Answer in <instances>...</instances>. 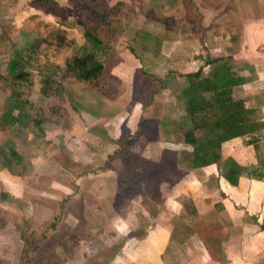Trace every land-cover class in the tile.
<instances>
[{
	"label": "crops",
	"instance_id": "0c3cea01",
	"mask_svg": "<svg viewBox=\"0 0 264 264\" xmlns=\"http://www.w3.org/2000/svg\"><path fill=\"white\" fill-rule=\"evenodd\" d=\"M3 1L0 0V14L12 21L8 25L4 23L1 25L11 26L21 35L26 33L22 31L24 21L42 12L31 13L32 8L26 6V10L20 8V14L24 11V15L19 16L13 4L9 5ZM191 1L200 18L197 34L193 33L190 25H188L190 30L183 33L182 38L175 26L173 27L177 34L173 27H161L162 29L157 28L159 31H156V34L152 33L156 41L145 58L136 56L134 52L132 55L128 48H123L116 54L118 61L109 67L111 69L109 75L119 80L121 86L129 88V92L117 96V99L116 96L114 99L106 94H98V96L102 105L110 103L113 99V103L117 102L122 109H126L129 105L134 109V115L131 113L124 120V116L120 114V119H115L119 123L118 133L115 136L108 128L111 118L99 114L95 111L96 107L92 110L76 105L73 93L69 97H64L66 105H48L49 99L54 97L48 98L42 94L40 83L36 88L38 82L35 77L32 80L34 84L30 85V92L21 94L22 100L32 105V108L26 107L21 112L22 119L13 122L12 118L18 111L16 109L9 111V107L4 106L8 103L9 94L0 89L1 103H3H0V133L7 132L0 138V203H11V201L27 203L26 190L31 189L33 179L44 178L43 172L50 155L48 156L46 150L34 154L31 149L32 156L25 157L24 151L35 139L38 141L43 139L45 145L49 129L55 134L52 139L54 142L57 135L63 134L73 141L75 139L95 141L98 137V141H106V144L102 143L98 152L95 149L89 152L96 154L100 160L98 162L107 164L108 158L112 159V155H119L120 146L116 140L127 138L133 144L136 139L140 140V137L147 139L140 129L141 122L146 120L144 114L149 115L150 108H153L159 97L156 96L157 93L165 92L168 83L175 80L173 84H184L182 78H176V73L180 76L194 73L200 66L203 67L207 59L224 58L229 62L233 73L243 80L240 86L232 88L231 97L242 102L249 112L250 121L256 125L250 135L223 142L220 146V160L231 158L241 166L253 165L257 159L264 160V0ZM223 18L231 20L234 33L233 31L225 33L223 29L212 26L215 20ZM41 19L40 17L39 20ZM21 51L20 47L19 53ZM151 51L152 54L149 55ZM147 56H150L149 61H145ZM2 58H4L2 61L7 58L12 61L16 56L11 58L5 55ZM160 58L164 63L166 62V68H162L164 64ZM9 59L6 60V67L10 62ZM2 61L0 59V63ZM146 63L150 67H157L158 70L154 73L150 70L146 72L157 79L161 78L162 88L160 92L149 96L152 101L141 104L137 100H132L131 92L134 87L131 80L133 76L145 71ZM37 78L40 79V76ZM177 87L179 86L176 85ZM168 92L171 94L170 91ZM172 93L173 96L169 95V97L178 100L175 89ZM61 99L60 97L59 100ZM171 104V100H167L164 106L159 107L153 128V139L141 142L138 147L142 146L144 150L150 146L161 147L158 156L169 152H174L176 156L180 151L190 150L173 138L175 120L183 115V111L177 115ZM115 117L116 115L112 119ZM62 118L65 123L61 121ZM124 130L130 132L122 135ZM96 132L102 133L99 136L94 134ZM130 145H127L129 150L135 152ZM11 151L14 153L12 157L9 155ZM135 153L144 160L153 161L144 153ZM52 154L50 157L52 162L59 164V161H63L61 160L63 157L59 159L60 157ZM161 159L164 157L160 156L158 160ZM91 161L86 152L84 159L77 156L69 165L76 164L84 168L89 167L88 163ZM6 164L9 166L6 167ZM24 164L29 170L31 169L29 174L15 170L16 167L23 168ZM105 167L103 170L94 169L90 174H72L69 184V187H72L69 189L72 197L76 196V191L79 192L77 187L85 190L82 188V180L86 182L96 180L98 188L105 185L104 182L110 184L111 199L109 200L113 201V198L118 196L117 177L111 167ZM177 168L180 175L176 180L160 182L162 207L157 209L152 217V223L139 237L125 238L121 252L115 254L109 264H130V262L133 264H264V179L255 181L241 177L236 186H231L219 175L215 164L194 169H186L184 164H177ZM65 187L68 189V186L63 185V188ZM1 210L6 209L0 206ZM226 212L229 214V216L225 215L229 220L228 231L223 238H219L211 230L216 229L212 223L217 216L224 217ZM212 243L220 245L216 257H213L209 251Z\"/></svg>",
	"mask_w": 264,
	"mask_h": 264
},
{
	"label": "rangeland",
	"instance_id": "374dc122",
	"mask_svg": "<svg viewBox=\"0 0 264 264\" xmlns=\"http://www.w3.org/2000/svg\"><path fill=\"white\" fill-rule=\"evenodd\" d=\"M33 1L36 0H4L3 2L9 5L13 4L16 12L21 16L24 15V11L20 14V8H25L24 10H26V6L32 8L31 4ZM55 1L59 7H52V15H46L40 10L32 8L31 13H39L40 11L41 14L39 13L38 16L32 15L24 21V28L22 29L23 33L26 32L24 35L18 34L17 30H15L11 37L0 46V59L2 61L4 59L2 56L5 55L14 58V55L17 56V53H19L20 47L23 49L24 45L39 41L36 54L31 56L30 62L25 65L23 71L27 75H31V80L34 77L37 79H35L38 82L36 88H38L40 83V87L45 88L46 93L58 92L60 95L62 94L60 96L61 100L48 97L50 98L48 105H66L67 102H64V97H69L73 93L76 105L92 110L96 107L97 110L95 111L99 114L111 118L108 128L110 129L109 131H112L111 134L115 136L118 133L119 125L115 119L119 120L122 115L125 120L129 114L132 113L134 115V109L129 107V105H127L126 109H122L117 102L113 103L115 98L117 99L121 94L129 92V88L124 85L121 86L119 80L109 75L111 71L109 67L115 65L116 61H118L116 54L123 48H128L129 52L131 50L136 56L142 59L145 58L146 54L151 50L152 44L156 41L152 33L156 34V31H159L158 29L161 27L171 28L175 26L179 31V36L182 38L183 33L190 30L188 27L190 25L193 33L197 34L198 24L195 13L191 9L188 0ZM40 17L42 18L41 20H39ZM153 17H158L159 19ZM223 19L215 20L212 26L223 29L225 33H230L231 31L234 33V25H231V20ZM11 21L12 19L3 17L0 14V25L1 23L8 25ZM77 21H81V25ZM83 26L88 27L93 34L100 35L99 37L104 39V43L109 46L107 55L104 58H100L102 61L105 60L104 71L95 83L85 84L65 80L57 84V81H60L59 77L63 70L64 61L74 55L81 54L84 47L89 48L82 36L84 32ZM174 32L176 33L175 29ZM170 37L168 36V38ZM151 54L152 51L149 55ZM149 59L150 56H147L145 61H149ZM160 59L164 64L162 68H166V62L164 63V60ZM6 60L0 63V75L3 76L6 74ZM162 62L159 63L162 64ZM205 63L203 67L200 66L198 69H202L203 74L208 71V66ZM144 66L145 71L143 73L147 75L151 74L146 71L150 70L152 71L151 73H154L158 70L157 67L148 66V63ZM47 70L48 72H46ZM52 72L55 73L54 77H50L54 75L50 74ZM39 76L40 79L37 78ZM177 76L179 77V74L176 73V78H178ZM133 77L131 80L134 87L131 92L132 100L147 104L149 96L153 92H160L158 81L147 79L142 73ZM172 78L174 80V77ZM174 81L167 84L165 92L157 93L156 96L159 97L153 108H150L149 115L143 113L146 120L140 121V129H142L143 135L149 140L153 139L156 113L159 107L164 106L167 100H171V105L177 111V115L183 111V102L169 97V95L173 96V89L178 93L181 89L180 86H182L173 84L175 83ZM6 85L7 83H4V86ZM176 85L179 87L176 88ZM31 86L27 85L26 82H21L17 85L16 90L21 94L28 93L31 90ZM100 87H104L102 89L109 93L112 98L116 96L113 101L111 100L110 103L102 105L100 102L101 98L98 96L100 93L98 88ZM1 99L0 97V103L2 102ZM4 106L8 107V103ZM115 115L116 117L112 119ZM61 121L65 123L63 118ZM49 130L46 134V144L43 145V139L41 141L35 139L25 149L24 155L25 157L32 156V153H30L31 149L34 154L37 151L46 150L48 156L50 155L51 157V154L54 153L56 157H60L59 159L63 157L61 159L63 161H59V164H57L55 161L52 162L50 157L47 159L46 168L43 172L44 178L33 179L31 189L26 190L28 197L25 198V201L27 203L21 201L0 203L1 208L6 209L0 211V264H109L112 257L121 252L125 238L139 237L140 234H143L145 228L152 223V217L157 212V209L162 207L163 199L161 200L159 191L160 180L169 177L170 164L173 161V156L171 155L174 152H169L170 156L168 153L160 154L162 158L164 157L163 160L166 165L164 166L163 164L161 166L163 173L158 174L153 170L152 166L155 164L153 161H159L158 150L161 147L150 146L145 148V150L142 149V146L138 147L141 142L147 140L143 137H140V140L136 139L133 144L127 141L124 145L126 150H129L127 145L131 144V149L135 152L144 153V155L153 160L143 164V168L146 169L141 171L135 169L130 174H127L124 170V164H122L123 160L125 161L127 158L126 155H112V159H108L107 164H102V161L98 162L100 160H98L95 153L89 152L94 149L98 152L102 143L106 144V141H98L99 137L95 141H78L77 139L73 141L67 139L65 137L66 134H63L57 135L54 142L52 139L55 134L52 129ZM129 132L124 130L122 135ZM175 132L177 137H180L184 129L176 127ZM3 133H0V138L7 134L5 131ZM100 133L102 132L94 134L99 135ZM103 135L105 134L103 133ZM101 138L105 139L104 136H101ZM96 142L100 144L98 145ZM96 146H99V148H96ZM86 152L92 159L88 163L89 165L87 164L89 167L83 168L76 164L69 165L77 156L80 159H84ZM105 166L111 167L116 177L124 173L127 175L124 184L121 186L123 188L120 194L113 198V201L109 200L111 199L110 184L104 182L105 185L98 188L96 180L87 182L82 180V188L85 190L77 187L79 192L76 191V196L72 197L69 190L72 188L69 187L72 174H90L94 172V169L103 170V168H106ZM15 170L22 174H29L28 172L31 169L29 170L24 164L23 168L16 167ZM164 171H167L168 177L164 176ZM171 181V177H169L166 183ZM92 183L94 184L90 186ZM63 185L68 186V189L66 187L63 188ZM59 210H61V213ZM225 215L229 216L226 212L224 217L217 216L212 223L216 226V229L211 230L219 238H223L225 232L228 231L229 220ZM55 216L59 218L58 221L56 220L57 227L50 230L44 224L49 223ZM208 223L211 224L210 221ZM20 235L24 236L27 245L32 244V247L29 248L26 262H24L23 257L21 258L22 241L20 240ZM214 244L210 245L209 251L213 257H216V251L220 245ZM127 262L129 263V260ZM130 264L133 263L130 262Z\"/></svg>",
	"mask_w": 264,
	"mask_h": 264
},
{
	"label": "trees",
	"instance_id": "16d2710c",
	"mask_svg": "<svg viewBox=\"0 0 264 264\" xmlns=\"http://www.w3.org/2000/svg\"><path fill=\"white\" fill-rule=\"evenodd\" d=\"M188 1L190 2L191 9L195 13L194 15L196 16L198 24L200 20L199 15L192 1ZM31 6L46 15H52V7H59L55 0H36L32 2ZM77 23L81 25L82 22L77 21ZM82 29L84 31L82 36L89 45V48L84 47L81 54L74 55L64 61L63 70L59 77L60 81H57V84L65 80L85 84L95 83L104 71L105 60L102 61L100 58H104L107 55L109 46L104 43V39L99 37L100 35L93 34L88 27L83 26ZM14 31L15 29L11 26L0 25V46L11 37ZM38 43L39 41H34L24 45L20 54L17 53L16 59L8 63L6 67L7 75L5 74V77L0 75V89L9 94L7 99L8 109L9 111L12 109L18 111L17 115L12 118L13 122L22 119L21 112L26 107L32 108V105L22 100L21 93L16 88L21 82H26L29 86L32 84L31 75H27L23 69L30 62L31 56L36 54ZM130 53L132 54L131 50ZM205 65L208 66L206 74H203L200 69L194 73L183 76L179 75L178 77L182 78L184 82L183 85L181 84V89L177 95L178 100L183 102V115L175 120V126L184 129V132L180 137H177L175 131L172 133L176 142L182 143L184 147H188L190 150L180 151L176 156H174L175 153L171 155L173 156V161L170 164L169 177H171V180H176L179 177L180 171L177 168V164H184L186 169L215 164L219 175L231 186H236L241 177L262 181L264 179V160L257 159L255 164L248 166H241L231 158L220 160V146L223 142L236 137L250 135L256 128V125L250 121L249 112L244 108L242 102L233 100L231 97L232 88L240 86L243 80L233 73L229 62L224 58L208 59ZM50 74H54L50 77L55 76L53 72ZM142 75L152 81H158L160 84L159 89L162 88V81L160 79L143 72ZM47 76L49 77V75ZM4 83H7V85L4 86ZM102 88L104 87L98 88L99 94L110 96ZM40 92L47 97H54V99L58 100L61 96L58 92L46 93L45 88H40ZM149 101L152 100L149 99ZM127 141V138L116 140L120 146L118 151L119 155L122 156L123 154V156L126 155L127 157L122 163L124 164L125 172L130 174L135 169L140 171L146 169L143 168V164L149 161L142 159L131 150H126L124 145ZM9 155L12 157L14 153L11 151ZM164 162L163 159L156 162L152 166L153 170L158 174H162L161 166L163 164L164 166L166 165ZM8 166L6 164V167ZM164 176L168 177L167 171H164ZM126 177L127 175L125 173L117 176L118 194H120L123 188L121 186L124 184ZM168 178L160 180V182L167 181ZM59 211L61 213V210ZM58 219L55 216L49 223L44 225H47L50 230H53L57 227ZM20 240L22 241L21 258L23 257L24 262H26L28 251L32 247V244L27 245L22 235H20Z\"/></svg>",
	"mask_w": 264,
	"mask_h": 264
}]
</instances>
